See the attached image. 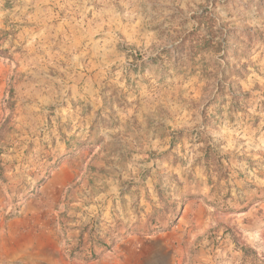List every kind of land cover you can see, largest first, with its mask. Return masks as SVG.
<instances>
[{"label": "rangeland", "instance_id": "rangeland-1", "mask_svg": "<svg viewBox=\"0 0 264 264\" xmlns=\"http://www.w3.org/2000/svg\"><path fill=\"white\" fill-rule=\"evenodd\" d=\"M0 264H264V0H0Z\"/></svg>", "mask_w": 264, "mask_h": 264}]
</instances>
